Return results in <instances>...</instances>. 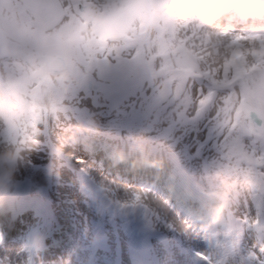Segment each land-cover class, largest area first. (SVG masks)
I'll list each match as a JSON object with an SVG mask.
<instances>
[{
  "label": "rangeland",
  "instance_id": "rangeland-1",
  "mask_svg": "<svg viewBox=\"0 0 264 264\" xmlns=\"http://www.w3.org/2000/svg\"><path fill=\"white\" fill-rule=\"evenodd\" d=\"M125 1L102 0L98 7L91 6L93 13L79 30L78 37L72 36L73 27L51 36L47 34L44 38L41 34L31 32L36 38L39 52L46 53L49 57H54L53 53L55 57H60V52L65 53L66 56L60 58L72 61L77 68L76 73L71 71L66 73L68 84L62 83L56 87L51 97L52 109L49 112L43 111L44 120L40 118L42 125L37 142L27 152V158L28 154L32 155L38 151H42L41 153L45 155L27 159L29 166L24 167L16 177V180L23 177L31 178L26 171L30 170L32 163L43 166L48 162H54L50 171L46 172L48 186L34 187L32 183L31 187V196L46 195L53 200L56 218L63 226L62 232L54 238L63 239L62 245L50 249L42 257V264H105V260L106 264H129L130 241L133 238L129 236L128 229L131 219L132 221L142 219L155 231L150 238V245L157 253L160 264H195L194 252H199L191 242L195 235H189L185 226L186 229L183 227L179 230L174 221L171 222L169 218L154 211L147 198L140 203L132 199L139 191L154 193L153 190L144 187L148 185L143 183L146 179L152 178L158 188L165 189L164 181L169 179L173 181V176L178 175L180 171L186 174L184 172L190 170L194 174L195 179L200 183H198L199 195L204 193L207 199L204 206H207L208 211L213 212L221 223H223L225 206L247 223L256 221L257 212L254 211L253 204L255 198H261L264 192V181L260 180L254 167L242 169L235 163L225 164L220 151L214 144L209 143L211 135L205 137L200 121L186 119L181 115L176 101L178 94L153 74L154 57L150 55L152 49H156V55L166 57L170 47L166 43V50L162 51L156 38V30L164 31L167 16H173L169 5L163 11L153 7L139 9L134 6L130 11L134 20L132 26L118 27L110 34L107 48L100 49L95 45L98 38L94 31V23L99 15H108L111 11L123 9ZM7 10L5 5L2 7L0 4V15ZM21 25L28 29L25 25ZM228 30H233V33L251 31L247 27H233ZM123 32L132 38L129 45L124 46L114 40ZM222 42V40H214L210 45L205 42L206 47L210 49L207 55L212 57V63L221 59L227 67L240 61L239 49L229 51L231 44H225L224 51L217 57V50ZM127 49H135L139 59L127 54L121 55ZM256 55L264 57V44L260 46ZM166 67V64H162L161 70ZM120 70L122 73L118 78ZM86 73H91L94 79L97 76L98 79H95L97 84H113V88L104 93L84 96L81 80ZM110 78L111 80L104 82ZM96 94H100V100L93 99L91 102L90 97ZM85 137L109 145L113 144L112 147L102 146L108 152L110 149L117 151L115 148L119 149V144L132 156L135 152L143 153L148 150L156 154L159 163L155 165L154 159L149 155L151 158L149 172L152 173L134 174L133 172L132 180H128V176L120 172L119 167L113 172L106 171L111 163L104 162L102 158L94 159L97 158V154L92 158L85 154L87 158L84 159L85 162L76 163L67 160V157L63 159L53 150L45 148L46 139L53 138L55 143H65L67 148L74 147V143L79 142L91 150L95 149V146L83 139ZM150 138L152 140L149 141ZM244 143L256 154L264 153V140L258 137H246ZM58 149L61 150L60 146ZM98 160L103 162L100 163ZM86 161L98 168L99 172L104 173L105 178L111 180V182L106 181L105 184L90 172L92 178L110 200L120 206V209L110 210L102 208L98 201L97 205L93 203L80 175V171H87L83 166ZM58 162L65 166L60 167ZM97 162L99 163L96 164ZM164 166L167 175H158L160 171L161 173L164 171L162 170ZM60 168L65 170L63 180L59 175ZM168 193L169 191H166L164 194L166 198L162 194L164 201L172 208L174 217L179 218L176 215H181L180 210L173 201L167 200ZM95 233L102 239L106 238L107 242L103 248L97 247L98 237L94 238ZM197 237L195 236V239L198 242ZM259 240L260 238L250 234L239 245L237 252L234 253L238 264H264V245L259 244ZM7 243L1 246L0 263L25 264L24 258L19 259L18 262L17 259L6 255ZM81 244L86 246L82 247ZM17 246L11 249L20 254L21 242H18ZM227 263L222 260V264Z\"/></svg>",
  "mask_w": 264,
  "mask_h": 264
},
{
  "label": "snow or ice",
  "instance_id": "snow-or-ice-1",
  "mask_svg": "<svg viewBox=\"0 0 264 264\" xmlns=\"http://www.w3.org/2000/svg\"><path fill=\"white\" fill-rule=\"evenodd\" d=\"M101 2L7 0L13 17L37 35L69 30L90 6L98 7ZM161 39L170 47L166 57L156 55V49H152L153 74L178 94L180 114L200 121L205 137L211 135L209 143L220 151L225 164L235 163L242 169L254 167L264 181V153L258 155L244 143L246 137L264 140V57L256 55L264 44V33L223 29L208 35L168 15ZM214 40L231 44L230 51L239 49L241 60L227 67L221 59L212 63L205 42L210 45ZM220 52L218 49L217 57ZM125 54L139 59L135 49L121 53ZM162 64L167 65L164 70ZM132 199L140 203L145 197L136 195Z\"/></svg>",
  "mask_w": 264,
  "mask_h": 264
},
{
  "label": "clouds",
  "instance_id": "clouds-1",
  "mask_svg": "<svg viewBox=\"0 0 264 264\" xmlns=\"http://www.w3.org/2000/svg\"><path fill=\"white\" fill-rule=\"evenodd\" d=\"M169 9L177 20L208 35L237 26L264 33V0H170ZM224 47L222 42L221 52ZM69 71L59 58L50 66L34 35L11 13L0 15V202L27 164L43 111ZM44 72L51 84L43 80Z\"/></svg>",
  "mask_w": 264,
  "mask_h": 264
},
{
  "label": "bare ground",
  "instance_id": "bare-ground-1",
  "mask_svg": "<svg viewBox=\"0 0 264 264\" xmlns=\"http://www.w3.org/2000/svg\"><path fill=\"white\" fill-rule=\"evenodd\" d=\"M8 12L9 13H11L9 10H8ZM4 12H2V14H3ZM1 14V15H2ZM12 14V13H11ZM231 32H232V30H230ZM46 35H44V37H45ZM48 36H51V34H48ZM43 37V38H44ZM59 53V52H58ZM60 54H61V56L60 57H62V58H64L65 56H66V54L65 53H61L60 52ZM122 68V67H121ZM121 73H122V70H120L119 71V73H118V75H117V77L118 78H120V76H121ZM65 75L66 74H64V75H62V77L60 78V83H59V85L60 84H62V83H65V84H68V81H67V78L65 77ZM95 79H98V77L97 76H95ZM109 81V80H111V78L110 79H106L104 82H106V81ZM98 98V99H97ZM93 99H96L97 101H99L100 100V94H96V96H94V97H91V99H90V101L91 102H93ZM52 106H53V104H52V99L50 98V100H49V103H48V105H47V107L44 109L46 112H49L51 109H52ZM72 106V105H71ZM60 134V133H59ZM61 135V134H60ZM52 141H54L53 140V138H50ZM87 140V142L88 143H91V144H94V145H102V144H104L103 142H100V141H98V140H94V139H91V138H87L86 139ZM150 140H152L151 138L149 139V141ZM154 140V139H153ZM77 143H79V142H77ZM77 143L75 142L74 143V147L73 146H69V148H67L66 147V145H65V143L63 144V143H59V144H63L62 146L61 145H59L58 143H56L58 146H60V148H63V151H60L61 153H66V155L69 157V160L70 161H73V162H76V163H83V161L85 162V160L84 159H87L86 158V153L82 150V149H80L79 148V146L77 145ZM65 145V146H64ZM107 145H109V144H107ZM109 146H111L112 147V145H109ZM115 149H117L118 150V148H115ZM42 151H38V152H35L34 154H32V155H30V154H28L29 156H28V158L27 159H34V158H39V155H45V154H42L41 153ZM59 152V153H60ZM116 152V151H115ZM118 153V152H117ZM127 152L125 151V154H126ZM137 156H143V157H145V158H149L150 156V152L148 151V150H145L142 154H140V153H135ZM120 156V155H119ZM126 156V155H125ZM46 157H47V155H46ZM104 157H108V155H106V156H104ZM109 158H110V155H109ZM111 158H113V156H111ZM153 158H154V164L155 165H157L159 162H158V157L156 156V154H154L153 155ZM113 161H116V160H113ZM56 164V163H55ZM58 164H59V166L61 167V165H62V163H60V162H58ZM39 165L40 164H37V163H32V165L29 167L30 168V170L29 171H26L28 174H29V176H31V178H32V183H33V185H34V187H43V188H45V187H47L48 186V183H49V180H48V178H47V176H46V172L47 171H44V170H42V169H39ZM29 165H28V161H27V164L25 165V167H28ZM86 169H87V171H89V172H91L92 174H94V176H96V177H99V179L101 180V181H103V182H105V184L107 183L106 181H109V182H111V180L109 179V178H105L104 176H103V174L101 173V172H99L98 171V168H95L90 162H87L86 161V163H84V165H83ZM166 166H164V167H162V170L165 168ZM63 171H65V170H63L62 168H60V173H59V175H60V177H61V179L63 180V177H64V174H65V172H63ZM168 171H170V170H168ZM127 173H129L130 171H126ZM162 173H166V169H164V171L162 172ZM166 175H167V173H166ZM65 178H66V176H65ZM173 178H174V180H175V182L173 183V184H171L170 185V187H171V189L173 190V192H175L176 194H179V195H181V194H183V195H188V196H191V197H193V196H195L196 194H195V191H194V185L196 186L197 185V182L198 181H196V182H193L192 184H188V183H186V181H184V179H180L179 178V176L178 177H176L175 178V175L173 176ZM108 182V183H109ZM186 183V184H185ZM194 184V185H193ZM182 185H184V188H183V186ZM121 186V185H120ZM180 186H182V187H180ZM139 191V190H138ZM133 192H137V191H134L133 190ZM136 194H138V195H142L143 197H145V198H147L148 200H149V203H150V205L152 206V208H154V211H156L157 213H161V215L162 216H164V217H166V218H169L170 219V221L172 222V221H174V223H176V225L178 226V229L180 230V229H183V227L185 226L184 225V221H182L181 220V218H175L174 217V213H173V211L169 208V206H168V204L165 202V201H163L161 198H159L158 196H154V195H152V194H150V193H148V192H146V191H144V192H137ZM197 196V195H196ZM205 197H204V193H202L200 196H198V199H200V200H203ZM58 201L60 202V197H58ZM93 203L95 204V205H97L96 204V201L93 199ZM190 227V226H189ZM189 227H187V233L189 234V235H195V234H193V230L191 229V228H193V225L189 228ZM199 233V232H198ZM200 234V233H199ZM191 242H193V246L195 245L196 246V248L197 249H201V250H211L212 251V249H209L208 248V246H204L203 244H201V243H197V241H196V239H195V236L193 237V239L191 240ZM83 244V243H82ZM81 244V245H82ZM67 246V245H66ZM66 246H64V247H66ZM83 246H86V244H84V245H82V247ZM6 255H8V256H10L11 258H13V259H17V261L19 262V259L21 260V258H23V254L22 253H15V252H13V250L10 248H8L7 250H6ZM223 258H226L228 261V263L227 264H238L237 262H236V260L235 259H231L229 256H227L226 254L224 255V256H222ZM102 261H103V258L101 259ZM105 264H106V260H105Z\"/></svg>",
  "mask_w": 264,
  "mask_h": 264
},
{
  "label": "water",
  "instance_id": "water-1",
  "mask_svg": "<svg viewBox=\"0 0 264 264\" xmlns=\"http://www.w3.org/2000/svg\"><path fill=\"white\" fill-rule=\"evenodd\" d=\"M7 1V0H6ZM140 7H145L148 5L155 4L158 6V8H163L166 0H136ZM89 11L87 10L85 14H87ZM122 23L130 24L131 18L128 15V11H119L114 12L110 17L102 16L97 24V32L101 39H104L109 32L114 31L117 25H120ZM54 59H48L49 65H53ZM65 64L70 65L69 63L65 62ZM59 66V65H57ZM43 77L46 78L47 72L42 73ZM90 81V80H89ZM85 85V92H89L88 84Z\"/></svg>",
  "mask_w": 264,
  "mask_h": 264
}]
</instances>
